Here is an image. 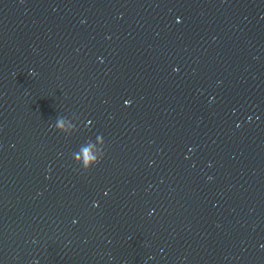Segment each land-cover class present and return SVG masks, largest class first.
I'll list each match as a JSON object with an SVG mask.
<instances>
[{
  "label": "water",
  "instance_id": "obj_1",
  "mask_svg": "<svg viewBox=\"0 0 264 264\" xmlns=\"http://www.w3.org/2000/svg\"><path fill=\"white\" fill-rule=\"evenodd\" d=\"M0 264H264V0H0Z\"/></svg>",
  "mask_w": 264,
  "mask_h": 264
}]
</instances>
